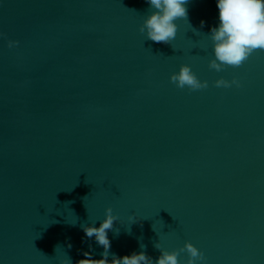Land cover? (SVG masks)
<instances>
[{"label":"water","instance_id":"water-1","mask_svg":"<svg viewBox=\"0 0 264 264\" xmlns=\"http://www.w3.org/2000/svg\"><path fill=\"white\" fill-rule=\"evenodd\" d=\"M186 7L171 45L139 31L145 0H0V264L101 259L81 225L108 207L109 260L264 264V52L210 69L216 0ZM182 64L208 87L172 83Z\"/></svg>","mask_w":264,"mask_h":264},{"label":"clouds","instance_id":"clouds-1","mask_svg":"<svg viewBox=\"0 0 264 264\" xmlns=\"http://www.w3.org/2000/svg\"><path fill=\"white\" fill-rule=\"evenodd\" d=\"M150 12L143 20L139 31L145 38L155 43L171 44L176 38L178 19L188 23L189 0H145ZM219 10V24L211 27L209 38L213 42L214 59L210 60L209 68L217 72L226 67H241L250 56L261 51L264 52V0H216ZM190 25V24H189ZM205 21L200 22L201 28ZM196 30V29H195ZM2 35V34H0ZM18 41H8V47H14ZM170 81L178 88H187L189 91H197L208 87L207 81H201L187 64H182L179 71L170 76ZM233 85L240 87V81L233 78L231 81L220 78L214 81L215 87L230 88ZM118 217L113 215L111 207L105 209V218L99 227L81 225V229L88 239L95 238L96 243L103 248L101 259H92L90 252H84V259L76 261V264H180L179 256L187 253L186 264H198L205 261L204 254L191 242H185L182 248L168 251L155 243L154 247L160 255L154 260L146 254V251L132 252L130 255L117 256L112 253L109 260L111 241L108 232L113 230L114 222ZM131 223H135V214L129 217ZM119 233V229H116ZM71 247V244L68 245ZM91 248V245H89ZM141 248H146L141 245ZM70 260V259H69ZM71 261V260H70ZM72 264V261H71Z\"/></svg>","mask_w":264,"mask_h":264}]
</instances>
